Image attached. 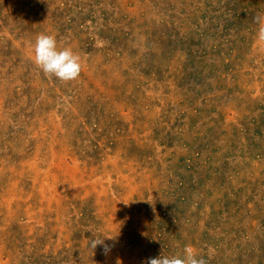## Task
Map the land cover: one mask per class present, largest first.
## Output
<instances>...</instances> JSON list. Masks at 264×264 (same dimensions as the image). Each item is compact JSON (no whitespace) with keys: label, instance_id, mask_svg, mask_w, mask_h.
Listing matches in <instances>:
<instances>
[{"label":"rangeland","instance_id":"1","mask_svg":"<svg viewBox=\"0 0 264 264\" xmlns=\"http://www.w3.org/2000/svg\"><path fill=\"white\" fill-rule=\"evenodd\" d=\"M264 0H0V264H264ZM71 48L72 81L33 61ZM112 246L93 251L90 239Z\"/></svg>","mask_w":264,"mask_h":264},{"label":"clouds","instance_id":"2","mask_svg":"<svg viewBox=\"0 0 264 264\" xmlns=\"http://www.w3.org/2000/svg\"><path fill=\"white\" fill-rule=\"evenodd\" d=\"M255 22L258 24L257 40L264 44V16H257ZM33 61L46 76H55L62 81H72L79 77L82 65L81 57L74 53L71 48L58 49L56 38L52 35L39 34L33 45ZM106 237H93L90 239V248L94 251L98 245L103 246L104 254L111 252L112 246L105 243ZM117 264H121L117 260ZM144 264H207L203 258L197 257L196 249L186 245L183 256L164 255V251L158 257L148 258Z\"/></svg>","mask_w":264,"mask_h":264}]
</instances>
